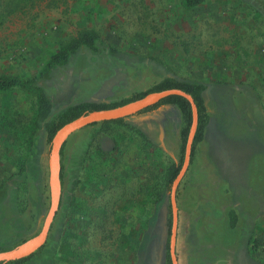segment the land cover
<instances>
[{"label":"rangeland","instance_id":"374dc122","mask_svg":"<svg viewBox=\"0 0 264 264\" xmlns=\"http://www.w3.org/2000/svg\"><path fill=\"white\" fill-rule=\"evenodd\" d=\"M263 8L264 0H203L193 7L184 0H0V78L37 75L62 46L91 31L100 50L81 46L41 83L52 115L77 102L120 101L167 76L206 81L213 72L228 71L222 57L233 38L245 51L256 42L254 33L238 31L256 30ZM244 59L247 70H264V59ZM36 105L33 90H0V183L20 172L0 202L4 250L35 235L50 205V144L33 126ZM241 112L253 130L230 126L229 110L219 111L220 126L237 139L216 141L205 162L192 161L178 184L177 264H229L240 257L228 253L237 233L223 220L232 200L225 187L234 172L243 176L241 211L253 210L255 198L264 204V116L261 123L254 109L244 106ZM182 124L178 108L165 104L123 123L100 121L72 132L65 140L61 204L47 245L24 264H166L168 180L179 163ZM247 142L254 147L245 151V167L235 169L229 156L235 159L236 146ZM184 196L198 207V217L209 219L193 245L184 232ZM257 233L248 240L249 264H264V225Z\"/></svg>","mask_w":264,"mask_h":264},{"label":"crops","instance_id":"0c3cea01","mask_svg":"<svg viewBox=\"0 0 264 264\" xmlns=\"http://www.w3.org/2000/svg\"><path fill=\"white\" fill-rule=\"evenodd\" d=\"M264 20V18H263ZM255 34L254 40L256 42H251L249 45V50L245 51L242 42L232 39L230 42L231 49L229 53L225 54L222 58L225 61V65L228 71H223L222 76L219 72H213L212 75L207 77V82L202 79H197V81L202 82L205 85L203 91V98L205 101L206 112L208 115L207 123L204 128L203 139L196 145L194 152L193 162L196 166L203 164L204 154L213 148L216 141L220 142H233L237 139V136H231L227 134V131L223 130L220 126V121L218 112L227 111L228 121L234 122L230 123V126L243 124L246 126L248 132L253 130V123L247 114L241 112V107H247V109H254L257 116L262 119L264 116V70L259 69H249L245 67L244 58H256L259 62H263L264 59V21H262L260 26H257L256 30L253 29H241L238 31L239 36H246ZM245 51V53L243 52ZM225 118V116H223ZM126 119V118H125ZM222 121V120H221ZM254 144L252 142L237 145L236 152L234 153V158L229 156L231 163L235 164V169L238 168L242 170L244 168V163L246 161V150H252ZM208 165L209 162L206 161ZM215 168V166H213ZM189 168V167H188ZM219 168V167H218ZM221 169V167H220ZM213 173H215L213 171ZM234 178L229 185L225 187L226 192L232 200L229 204V211L223 215V220L230 227V230H234L237 233L235 241L228 243L230 249L228 253H233L241 257L236 259L235 262L229 264H248V254H251L250 247H248V240L252 238V235L256 236L261 234L264 225V204L262 201L259 202L258 198H255L252 202V208L250 211L240 209L241 203L238 201V196L241 191L240 182L243 178L240 171L234 172ZM183 201H187L184 196ZM188 211L184 212V216L188 217L184 219V232L188 237L190 243L195 242L198 232L207 228V223L209 219H202L196 215L197 208H192V203L188 202ZM178 205V203H177ZM179 213L177 215V229H176V239L177 232L179 230ZM200 233V232H199ZM192 239V240H190ZM194 243H192L193 245ZM225 244V243H224ZM240 260V261H239ZM223 264H228L223 263ZM262 264V263H259Z\"/></svg>","mask_w":264,"mask_h":264},{"label":"trees","instance_id":"16d2710c","mask_svg":"<svg viewBox=\"0 0 264 264\" xmlns=\"http://www.w3.org/2000/svg\"><path fill=\"white\" fill-rule=\"evenodd\" d=\"M203 0H184V4L187 7H193L199 3H201ZM262 14L264 15V8ZM85 46L86 48L92 50V51H99V41L94 33L91 31H83L79 34L77 38H73L69 43L62 46L56 53H54L48 62L44 65V68L39 71V73L31 78L27 79H19V78H0V90H9L14 87L24 88L28 90H33L37 95V105L36 110L33 118V126L37 128H41L47 143H51V139L54 136L55 132L65 123L75 119L76 117L93 110H99V109H107L112 108L115 106H119L122 104H125L127 102H130L134 99L141 98L145 94L153 91H160L164 89H170V88H178L186 91L189 93L197 106V114H198V122H197V128L194 135L193 143H192V151H191V158L190 163L193 161L194 158V152L196 145L203 139L204 135V128L207 123L208 115L206 112V106L205 101L203 98V91L205 89V85L196 80L191 79H179L171 76L164 77L159 82L155 83L153 86L148 88L145 91L138 92L134 94L131 97L122 99L120 101L115 102H95V101H82L77 102L71 105H68L67 107L63 108L56 114L52 115L53 112V103L50 97V94L47 92V90L44 88V86L41 84L43 81L47 80L52 73L53 70L66 66L69 61L71 60V56L76 53V51L81 47ZM165 104L175 105L178 110L180 111V115L182 118V126L180 128V159L179 163L175 167L171 177L168 180V183L170 184L171 181L175 178L177 175L179 168L181 166L182 162V156L184 151V144L186 141V136L191 124V107L190 103L187 99H185L182 96L179 95H170L163 99H161L158 103L149 106L142 111L138 112L140 113H146L150 112L157 107ZM125 118H119L110 122L114 123H123ZM64 146L65 142L62 145L60 149V157H61V170H60V180L61 185H63V169L64 165L62 162V157L64 153ZM20 172L17 173H11L8 178L5 181H2L0 183V202L8 196L10 189H11V183L16 181L17 176H19ZM61 204V203H60ZM168 227H170V220L167 223ZM168 233L170 234V229L168 228ZM47 243L44 244L39 250L34 252L33 254L23 257L21 259L9 261L6 263H0V264H24L33 258H35L38 254L42 253V251L45 249ZM166 248H167V263L171 264L170 256H169V243L168 239L166 242ZM0 251H4V249H0ZM249 255V254H248ZM248 258V257H247ZM250 258H248V264H249Z\"/></svg>","mask_w":264,"mask_h":264},{"label":"water","instance_id":"95a60500","mask_svg":"<svg viewBox=\"0 0 264 264\" xmlns=\"http://www.w3.org/2000/svg\"><path fill=\"white\" fill-rule=\"evenodd\" d=\"M179 95L187 99L191 107V124L186 136L184 144V151L182 156L181 166L170 186V205H171V228L169 234V256L171 264H177L175 242L177 229V206H176V189L179 182L187 171L192 151V143L197 128L198 114L197 106L193 97L186 91L178 88L164 89L160 91H153L145 94L141 98L134 99L125 104L115 106L107 109L93 110L86 112L75 119L62 125L54 134L50 143V152L48 158V186L50 192V205L46 216L44 218L42 227L33 236L23 240L15 247L0 251V263L21 259L29 256L39 250L46 243L49 232L58 210L61 199V157L60 149L64 144L66 138L74 131L100 121H113L119 118H127L135 115L143 109L158 103L161 99L170 96Z\"/></svg>","mask_w":264,"mask_h":264},{"label":"flooded vegetation","instance_id":"af4514ba","mask_svg":"<svg viewBox=\"0 0 264 264\" xmlns=\"http://www.w3.org/2000/svg\"><path fill=\"white\" fill-rule=\"evenodd\" d=\"M261 11L263 12V9H261Z\"/></svg>","mask_w":264,"mask_h":264}]
</instances>
